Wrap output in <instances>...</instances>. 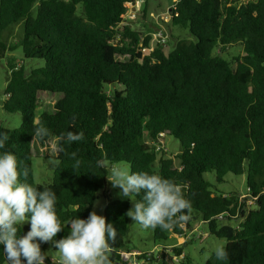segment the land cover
<instances>
[{
  "label": "trees",
  "instance_id": "16d2710c",
  "mask_svg": "<svg viewBox=\"0 0 264 264\" xmlns=\"http://www.w3.org/2000/svg\"><path fill=\"white\" fill-rule=\"evenodd\" d=\"M132 1L0 0V37L23 22L24 58L44 63L29 73L24 65H9L0 109L20 113L22 125L0 127L9 136L5 149L27 168L28 182L56 193L63 229L57 241L70 233L71 219L88 217L102 192L110 199L106 223L117 230L109 260L123 264L121 252L130 250L127 212L132 202L112 200L106 176L114 164L127 163L131 172L173 180L190 201L186 221L171 231L151 229L156 243L171 233L185 237L202 224L210 235L227 240V264H264V0L240 6L224 0H172L169 28L188 30L194 38L177 39L173 50L168 42L152 48L153 37L143 38L126 22ZM148 1H143L145 18ZM238 42L243 53L225 56L227 46ZM4 49L0 41V54ZM40 92L63 96L54 113H38ZM38 127L47 128L49 136L37 139L55 140L59 148L51 158L59 163L48 184L34 177ZM69 131L82 132L83 139L62 143L58 138ZM167 136L182 148L171 158L160 156L155 147ZM72 152L81 161L75 171ZM208 173H214L218 185L226 183L229 173L244 176L250 196L241 200L238 190L214 189ZM251 198L254 205L247 210ZM29 230L26 222L21 234ZM188 242L174 247V253L184 254ZM40 246L44 252L57 251L51 241ZM157 263L192 264L188 255L179 263ZM0 264H7L2 246ZM206 264L221 262L212 254Z\"/></svg>",
  "mask_w": 264,
  "mask_h": 264
},
{
  "label": "clouds",
  "instance_id": "9594fccd",
  "mask_svg": "<svg viewBox=\"0 0 264 264\" xmlns=\"http://www.w3.org/2000/svg\"><path fill=\"white\" fill-rule=\"evenodd\" d=\"M48 136L47 128L35 129L34 138L44 140ZM58 139L70 145L81 141L83 133L69 131ZM8 142V134L0 131V246L7 264H45L49 253H42L40 245L49 241L57 249V264H111L110 242L115 240L117 230L96 211L86 219L74 217L70 233L58 241L54 239L63 230L57 214L58 197L51 188L40 190L28 182L27 168L22 169L16 154L5 149ZM70 158L75 171L81 161L76 152ZM106 178L113 188L121 190L119 196L138 197L127 216L142 229L171 231L188 219L190 201L173 180L117 165L109 169ZM25 222L30 224V230L21 234ZM213 254L221 264H227L225 245L215 246Z\"/></svg>",
  "mask_w": 264,
  "mask_h": 264
},
{
  "label": "rangeland",
  "instance_id": "374dc122",
  "mask_svg": "<svg viewBox=\"0 0 264 264\" xmlns=\"http://www.w3.org/2000/svg\"><path fill=\"white\" fill-rule=\"evenodd\" d=\"M143 1L144 0H133L128 4L129 11L126 17V22L131 25V27L139 31L143 38L151 35L153 37L152 48L156 46L158 42V30L162 29L166 42H168L167 47L173 50L176 45L177 39L184 40H194L190 35L188 30H181L175 27L169 28L171 25V15L170 10L173 6L172 0H149L147 7V18L144 17L143 11ZM225 2L232 3L235 5H243L255 0H224ZM171 31L174 37L171 36ZM24 37V24L23 22L14 25L7 31H3L0 37V41L5 45V49L2 50L0 54V108L2 107L3 101L6 99L5 90L10 79V64L24 65L27 72L32 68L44 65L43 61L38 60H27L24 58L23 49L21 45V40ZM243 53V46L241 43H234L225 49L224 55L228 58L237 56ZM122 60H127L126 57H119ZM61 94H51L40 92L38 94V113L48 112L54 113L56 111L57 103L62 99ZM22 125V116L20 113H8L3 109H0V127L8 129H17ZM160 156L165 158L174 157L176 154L181 152V144L175 138L167 136L162 138L155 146ZM58 144L55 140L48 143H42L39 139H34L33 142V154L34 159L33 170L35 181L39 184H48L51 182L54 176V170L57 166V161L51 160L58 155ZM50 158L49 160H47ZM121 167H126L130 170V166L127 163L114 164ZM113 165V166H114ZM178 165V164H177ZM206 179L213 185V188H218L219 190L231 193L232 191H240L244 193L247 189L246 180L244 176H235L231 173L227 174L225 177L226 183L216 184L214 173L206 174ZM108 192L111 194L110 198L112 200L123 198L118 195L121 191L118 188H113L112 184L108 181L107 185ZM127 199V198H123ZM131 199V200H130ZM131 202H134V198H130ZM109 198L103 196L100 192L92 211H96L98 215L104 216V210L106 205L109 203ZM133 206V205H132ZM26 222L22 225L24 226ZM237 225V222H236ZM130 232L126 238L129 251L134 250H156L155 246L159 245V248H163V244L167 246H176L175 244H180L183 242L181 236L171 233L169 239L165 242L156 243L153 239V232L151 229H142L138 224L130 221ZM189 242L184 246V254L188 255L191 259L192 264H206L209 258L212 256L215 246L227 244V240L219 239L215 236L209 234L207 227L202 224H197L193 230V235ZM128 251V250H126ZM42 253H49L45 264H57L58 253L47 250ZM144 264H158L157 261L145 262Z\"/></svg>",
  "mask_w": 264,
  "mask_h": 264
},
{
  "label": "built area",
  "instance_id": "2783aa9c",
  "mask_svg": "<svg viewBox=\"0 0 264 264\" xmlns=\"http://www.w3.org/2000/svg\"><path fill=\"white\" fill-rule=\"evenodd\" d=\"M158 42L164 43L166 41L165 34L162 29L158 30ZM143 51H146V49H143ZM250 188H247L244 193H241L240 199H244L248 195L250 196ZM256 200V198H255ZM254 205V199H248L246 201L245 209H250ZM221 218H224L222 216ZM193 235V231L189 233L187 236L184 237V243L187 242L189 239H191ZM179 246V245H178ZM176 247V246H174ZM174 247H167V248H159L156 247V250H134V251H122L121 252V260L123 264H144L145 262H150L152 260L156 261H167L169 263L175 262L179 263L182 258H184V255H176L173 251Z\"/></svg>",
  "mask_w": 264,
  "mask_h": 264
},
{
  "label": "crops",
  "instance_id": "0c3cea01",
  "mask_svg": "<svg viewBox=\"0 0 264 264\" xmlns=\"http://www.w3.org/2000/svg\"><path fill=\"white\" fill-rule=\"evenodd\" d=\"M183 243H184V238H183V242L180 243V244H178V245H181V244H183ZM175 245L178 246L177 244H175ZM158 246H159V245H156L155 248L158 247ZM168 247H174V246H168Z\"/></svg>",
  "mask_w": 264,
  "mask_h": 264
},
{
  "label": "water",
  "instance_id": "95a60500",
  "mask_svg": "<svg viewBox=\"0 0 264 264\" xmlns=\"http://www.w3.org/2000/svg\"><path fill=\"white\" fill-rule=\"evenodd\" d=\"M157 30H159V29H157Z\"/></svg>",
  "mask_w": 264,
  "mask_h": 264
}]
</instances>
